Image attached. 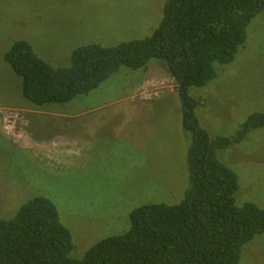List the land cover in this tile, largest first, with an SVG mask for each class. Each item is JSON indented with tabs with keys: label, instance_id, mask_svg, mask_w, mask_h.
<instances>
[{
	"label": "rangeland",
	"instance_id": "rangeland-1",
	"mask_svg": "<svg viewBox=\"0 0 264 264\" xmlns=\"http://www.w3.org/2000/svg\"><path fill=\"white\" fill-rule=\"evenodd\" d=\"M166 0H0V219L35 197L56 205L71 231L73 258L122 234L145 204L183 201L190 177L191 135L168 64L122 67L88 95L37 108L4 55L29 42L55 68L71 65L89 45L116 47L150 37ZM235 61L216 65L217 78L190 88L197 116L212 138L233 137L249 116L264 112V13L249 26ZM239 178L237 205L264 207V128L218 152ZM241 264H264V234L243 248Z\"/></svg>",
	"mask_w": 264,
	"mask_h": 264
},
{
	"label": "trees",
	"instance_id": "trees-1",
	"mask_svg": "<svg viewBox=\"0 0 264 264\" xmlns=\"http://www.w3.org/2000/svg\"><path fill=\"white\" fill-rule=\"evenodd\" d=\"M262 13L264 0H166L163 20L150 37L77 49L67 68L50 65L27 41L14 43L4 60L22 79L23 96L37 108L88 95L122 67L139 70L151 60L165 61L191 135L190 184L179 204L134 209L126 231L96 242L80 259L72 257V233L56 205L35 197L0 219V264H241L243 248L264 234V207L237 205L239 178L218 152L264 128V112L249 116L235 136L212 138L200 125L199 101L188 91L215 80L216 65L235 61L249 26Z\"/></svg>",
	"mask_w": 264,
	"mask_h": 264
}]
</instances>
